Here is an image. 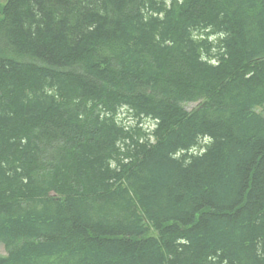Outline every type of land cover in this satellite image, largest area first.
Wrapping results in <instances>:
<instances>
[{
	"label": "trees",
	"instance_id": "16d2710c",
	"mask_svg": "<svg viewBox=\"0 0 264 264\" xmlns=\"http://www.w3.org/2000/svg\"><path fill=\"white\" fill-rule=\"evenodd\" d=\"M258 108L264 0H0V264H264Z\"/></svg>",
	"mask_w": 264,
	"mask_h": 264
},
{
	"label": "rangeland",
	"instance_id": "374dc122",
	"mask_svg": "<svg viewBox=\"0 0 264 264\" xmlns=\"http://www.w3.org/2000/svg\"><path fill=\"white\" fill-rule=\"evenodd\" d=\"M194 105L195 104L186 105V109L190 110L191 108L194 107ZM257 111L260 113H264V108L263 109L258 108ZM119 119L123 120V122L128 125L133 123L132 120H130V118L128 117V115L123 111L119 112ZM143 128L147 130H151L153 128V123H151V121L149 120H146L143 122ZM3 254H4V249L2 246H0V255H3Z\"/></svg>",
	"mask_w": 264,
	"mask_h": 264
}]
</instances>
